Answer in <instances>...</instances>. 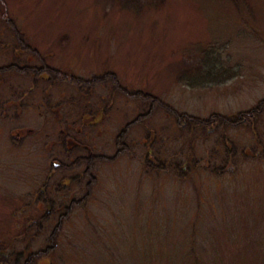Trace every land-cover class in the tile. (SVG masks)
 Here are the masks:
<instances>
[{
  "label": "rangeland",
  "instance_id": "rangeland-1",
  "mask_svg": "<svg viewBox=\"0 0 264 264\" xmlns=\"http://www.w3.org/2000/svg\"><path fill=\"white\" fill-rule=\"evenodd\" d=\"M11 63L0 76V264H264V112L254 131L200 125L264 100V0H0V67ZM29 64L62 78L25 75ZM60 102L88 119L109 105L108 157L125 127L118 108L140 107L128 137L142 163L94 161L93 189L71 180L50 195Z\"/></svg>",
  "mask_w": 264,
  "mask_h": 264
},
{
  "label": "flooded vegetation",
  "instance_id": "flooded-vegetation-1",
  "mask_svg": "<svg viewBox=\"0 0 264 264\" xmlns=\"http://www.w3.org/2000/svg\"><path fill=\"white\" fill-rule=\"evenodd\" d=\"M15 64L11 63L6 67H0V76L1 73L6 71V68H15ZM29 66H24V74L32 72L33 77L40 78L44 80H53V79H60V72L56 69L52 68L47 69L45 66L36 69V68H29ZM32 69V71L30 70ZM53 70V71H52ZM19 71V70H18ZM63 81V80H62ZM68 83H75L72 79L67 78ZM25 96L26 92H24ZM128 98V97H127ZM51 100L48 98L46 103ZM132 100V99H130ZM139 101H142V95H140ZM138 101V102H139ZM25 102V101H24ZM23 104L25 105V103ZM27 103V102H26ZM45 103V104H46ZM44 102L42 103V105ZM78 106L79 102H75ZM139 107V105L137 104ZM64 106L60 102L56 108L55 114L56 116V125L58 126V134L55 136L54 139H51L50 145L47 146V156L50 158L53 157L54 161L52 162L53 170L45 173L44 180H45V188L46 192H51L56 195L62 189H66L71 187L73 183L71 180L75 181L78 184L81 190L84 189L82 186H85V189L88 190L93 189L92 185L94 183L95 175L94 172L88 171L94 169V161L97 162L99 160H114L119 158V156H129L135 161L141 162L142 160L139 159V156L136 155L135 147L137 145L140 146L139 139L134 141H129L128 133L131 128L136 129L139 125V120H141L140 114V107L137 109L134 115H130L129 117L123 115L124 111L121 108H118L120 111V124H125L124 129L116 136L115 139V147H116V156L108 157L105 155V149L102 150V145H99L101 140L106 137H110V130L113 129L110 126V114L107 110L110 108L109 105L104 104H97L95 109L97 110L96 114L93 116L92 119H88L87 116L83 115H67L64 110ZM264 100H262L257 107L254 109H249L245 111H240L238 113H233L228 116H220L219 118H211L209 121L201 120L200 125L208 128L209 131H216L218 129V125H225V126H243L245 128L252 129L253 131L256 130V122L259 120L260 115L264 112ZM6 111V109H5ZM143 119V118H142ZM261 120V119H260ZM141 126V125H140ZM33 128H26L24 131L25 137L26 133H32ZM46 130V129H44ZM140 132V131H139ZM113 135V134H112ZM44 136L50 138V134L44 131ZM153 139V138H152ZM154 141V140H153ZM151 141V144L153 143ZM254 142L261 145L263 144L256 136ZM142 143V141H141ZM262 146V145H261ZM97 151L98 154L95 153ZM86 155H85V154ZM138 153V152H137ZM149 159L151 165L154 167L156 165L159 166V158L158 156L152 155V151H148L146 155ZM74 169H81L80 173H74V176L69 177L67 174L72 172ZM63 175V176H62ZM59 176V177H58ZM62 176V177H61ZM90 178V182L85 183V180ZM67 179V181H66ZM43 190V191H44ZM47 195V194H46ZM44 196L45 201L44 203L52 209L53 202L57 201L56 199H46L47 196ZM60 210V209H58ZM51 212V210H49ZM13 254L14 249L11 250ZM17 252V251H16ZM16 260L19 261L24 255H26L25 249L23 251L17 252Z\"/></svg>",
  "mask_w": 264,
  "mask_h": 264
},
{
  "label": "trees",
  "instance_id": "trees-1",
  "mask_svg": "<svg viewBox=\"0 0 264 264\" xmlns=\"http://www.w3.org/2000/svg\"><path fill=\"white\" fill-rule=\"evenodd\" d=\"M233 1H235V0H233ZM215 54H216V53H215ZM218 64H222V62L219 61ZM222 67H223V70L225 69V66L220 65V67L218 68L217 71L222 70V69H221ZM223 70L221 71L222 74L225 73V71H223ZM212 81H222V79H221V78H219V79H214V80H210V81H208V82H212ZM191 84L193 85V84H196V83H191Z\"/></svg>",
  "mask_w": 264,
  "mask_h": 264
}]
</instances>
